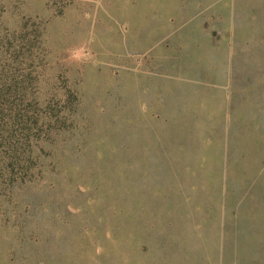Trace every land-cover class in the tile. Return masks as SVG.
I'll return each mask as SVG.
<instances>
[{"label": "rangeland", "instance_id": "374dc122", "mask_svg": "<svg viewBox=\"0 0 264 264\" xmlns=\"http://www.w3.org/2000/svg\"><path fill=\"white\" fill-rule=\"evenodd\" d=\"M0 264H264V0H0Z\"/></svg>", "mask_w": 264, "mask_h": 264}]
</instances>
